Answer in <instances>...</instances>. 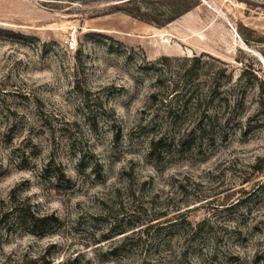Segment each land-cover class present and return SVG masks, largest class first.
<instances>
[{
    "label": "rangeland",
    "instance_id": "1",
    "mask_svg": "<svg viewBox=\"0 0 264 264\" xmlns=\"http://www.w3.org/2000/svg\"><path fill=\"white\" fill-rule=\"evenodd\" d=\"M122 1L0 0V264H264V0Z\"/></svg>",
    "mask_w": 264,
    "mask_h": 264
},
{
    "label": "trees",
    "instance_id": "2",
    "mask_svg": "<svg viewBox=\"0 0 264 264\" xmlns=\"http://www.w3.org/2000/svg\"><path fill=\"white\" fill-rule=\"evenodd\" d=\"M144 1L145 0H123V6L125 5L126 7L122 8L121 11L132 18L156 27L173 20L196 4L194 0H167L163 6V13L159 15L154 7H149ZM116 8L119 7L117 6L115 9ZM160 16L162 17L161 19H159ZM150 96L153 97L152 94ZM166 111L168 114H171L168 125L171 129H175L172 137H175L177 143H181L187 135L191 133L202 134L213 128V124L210 120L204 123L202 122L201 117L203 115H201L197 121L187 123L183 126V123L180 124L176 120L177 110H170L168 108ZM164 130L165 129L159 132L158 137L155 136L154 138H150L148 142L149 151H155L158 145L161 144L162 141L165 142L169 137V132ZM2 217L4 218L3 221L7 220L9 217L12 218V224L14 223L27 233L36 234L38 236L50 233L52 226L56 227L59 224V220L52 213L39 215L31 210L25 198L20 200L12 199L3 212ZM2 217H0V219ZM44 263L47 264V262Z\"/></svg>",
    "mask_w": 264,
    "mask_h": 264
}]
</instances>
